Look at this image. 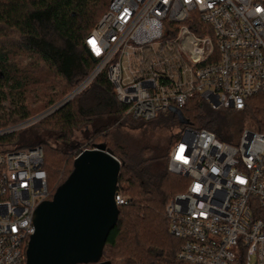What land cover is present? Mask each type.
<instances>
[{"label": "built area", "instance_id": "2783aa9c", "mask_svg": "<svg viewBox=\"0 0 264 264\" xmlns=\"http://www.w3.org/2000/svg\"><path fill=\"white\" fill-rule=\"evenodd\" d=\"M85 48L96 66L68 98L107 73L137 121L196 97L216 112H243L264 96V0H113ZM169 169L190 179L166 207L182 242L178 264H264V133L245 128L232 146L188 126ZM55 193L42 147L0 149V264H27L35 212ZM116 203L128 204L119 192Z\"/></svg>", "mask_w": 264, "mask_h": 264}, {"label": "trees", "instance_id": "16d2710c", "mask_svg": "<svg viewBox=\"0 0 264 264\" xmlns=\"http://www.w3.org/2000/svg\"><path fill=\"white\" fill-rule=\"evenodd\" d=\"M112 1L0 0V131L49 112L87 79L96 63L85 40ZM125 112L104 73L39 124L0 137V149H15L19 142L22 149L42 147L49 183L53 180L57 191L80 153L105 144L122 164L117 191L128 197V204L119 207L102 261L178 264L182 242L170 233L166 207L187 192L190 179L170 171L169 157L188 126L172 113L145 122ZM182 113L191 128L232 146L239 144L246 121L264 133V96L250 99L243 112H216L196 97ZM82 129L88 130L91 144L84 150L73 139ZM129 133L139 134L134 138Z\"/></svg>", "mask_w": 264, "mask_h": 264}, {"label": "water", "instance_id": "95a60500", "mask_svg": "<svg viewBox=\"0 0 264 264\" xmlns=\"http://www.w3.org/2000/svg\"><path fill=\"white\" fill-rule=\"evenodd\" d=\"M171 113L189 126L182 111L172 108ZM121 168L105 144L80 153L73 172L52 201L44 202L35 212L36 232L29 243L27 264H112L102 259L120 216L116 196Z\"/></svg>", "mask_w": 264, "mask_h": 264}, {"label": "rangeland", "instance_id": "374dc122", "mask_svg": "<svg viewBox=\"0 0 264 264\" xmlns=\"http://www.w3.org/2000/svg\"><path fill=\"white\" fill-rule=\"evenodd\" d=\"M75 98V97H74ZM64 100H62L60 103H62ZM59 102H58V104L57 105H55L54 107H56V106H58L59 104H60ZM35 107V106H34ZM33 107V108H34ZM54 107H52V109L54 108ZM51 111V110H50ZM47 112V111H45V112H47V113H49L47 116H50V115H52L53 113H51V112ZM45 112H41V113H36V114H34V116L33 117H31L29 120H27L26 122H24V123H22V124H25V123H28L27 125H24L23 126V128L21 129V130H19V131H24V130H27V129H29V128H31L32 126H34V125H37V124H39L40 123V121H42L43 119H44V117H42L43 115H45L44 113ZM56 112V111H55ZM46 113V114H47ZM236 115V120L237 121H241V118H240V116L238 115V114H235ZM47 116H45V118L47 117ZM41 119H40V118ZM22 124H20V125H22ZM245 128H247V129H250V130H255V127L254 126H252L251 124H250V122L249 121H246L245 122ZM18 132V131H17ZM87 133H88V130H85V129H82V130H80V131H76L75 133H74V137H73V139H74V141L75 142H78V144L80 145V147H81V150H84V148H88V146H91V144H89V141H88V139L86 138V136H87ZM130 135H134V138L135 137H138V134L139 133H129ZM21 142H19L18 143V145H17V147L16 148H18V149H22L21 147ZM86 150V149H85ZM88 150H92V149H88ZM50 183L51 184H53V180H50ZM51 184H50V186H51ZM53 186V185H52ZM124 198H127L128 199V197L127 196H123ZM122 262V259H119V260H117V262H115L114 264H120Z\"/></svg>", "mask_w": 264, "mask_h": 264}, {"label": "snow or ice", "instance_id": "6c2138e0", "mask_svg": "<svg viewBox=\"0 0 264 264\" xmlns=\"http://www.w3.org/2000/svg\"><path fill=\"white\" fill-rule=\"evenodd\" d=\"M181 152H183V147H181V150H180ZM178 160H181L183 163H188V161L186 160V159H183V157L182 156H177L176 157ZM198 188H199V186H197V190H198Z\"/></svg>", "mask_w": 264, "mask_h": 264}]
</instances>
